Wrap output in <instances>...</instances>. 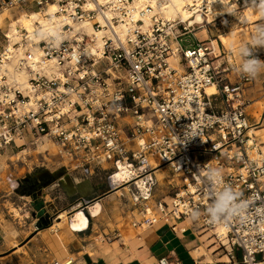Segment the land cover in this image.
<instances>
[{
  "label": "built area",
  "instance_id": "built-area-1",
  "mask_svg": "<svg viewBox=\"0 0 264 264\" xmlns=\"http://www.w3.org/2000/svg\"><path fill=\"white\" fill-rule=\"evenodd\" d=\"M152 1L158 8L168 4L167 0H146L142 17L155 11ZM133 2L0 0V9L16 14L44 11L50 3H57V14L68 21L61 28V38L47 35L38 42L21 29L23 38L14 46L24 49L20 67L27 73L26 87L8 77L11 70L7 65L13 57L6 52L9 36L3 34L0 151L18 147V142L25 146L30 140L36 145L47 138L57 144L62 157L75 161L76 169L83 168L85 174H89L90 164H110L105 177L110 192L118 189L112 179L118 163L125 161L136 173L128 185L140 204L152 198L158 185L157 173L170 168L178 178L171 206L167 209L158 203L161 216H145L133 223L142 230L161 221L170 224L189 219L191 211L197 209L200 218L196 221L215 229L219 224L210 222L206 213L211 188L200 169L220 168L223 175L218 190L231 186L240 193V200L247 202V208L243 219L221 223L227 244L215 236L226 250L228 264H264V157L257 156L262 151L256 139L249 144V131L261 124L251 125L244 105L237 103L242 88L254 80L239 74L238 84L227 83L222 73L237 67L214 65L217 57L212 39L201 42L196 36L197 30L208 31L211 23L219 27L227 15H216L212 2L236 5L235 11L259 0H190L188 10L193 20L202 14L201 23L164 20L158 11L151 16L147 30L142 28V18L134 19ZM98 15L104 21L98 20ZM88 20L96 30L109 32L103 37L102 50L92 56L85 53L86 33L72 34V24ZM119 24L125 26V40L112 34ZM189 34L196 38L195 43L183 42L182 37ZM35 35L40 32L36 30ZM33 48L38 50L37 57ZM256 55L264 60V52L256 51ZM173 58L180 60L179 68L171 65ZM211 85L217 92L208 95L206 88ZM217 97L222 107L217 106ZM130 116L134 118L132 124L122 125V120ZM140 138L145 141L137 147L133 143L137 145ZM11 193L6 197L13 198ZM94 200L78 205L87 209ZM28 206L31 214L30 203ZM172 226L175 230L176 225ZM40 229L37 224L36 230Z\"/></svg>",
  "mask_w": 264,
  "mask_h": 264
},
{
  "label": "crops",
  "instance_id": "crops-1",
  "mask_svg": "<svg viewBox=\"0 0 264 264\" xmlns=\"http://www.w3.org/2000/svg\"><path fill=\"white\" fill-rule=\"evenodd\" d=\"M208 34L206 39L214 37L213 35L209 37ZM222 52L223 55L225 54V51L222 50L221 56L215 59L214 65L223 64V68L226 69L229 66L235 68L241 63V59L235 53L234 55L232 53L223 56ZM221 76L233 86L239 83V74L234 69L223 72ZM240 94L241 99L237 103L244 105L250 124L260 123L262 126L255 130L259 131L256 143L258 141L257 144H260L262 151L264 140V75L255 79L251 84L245 85ZM220 99L217 97L218 107L223 106ZM260 113L261 115H259ZM133 121L134 118L131 116L124 118L122 125L132 124ZM133 144L136 146V143ZM108 165L110 167V164ZM161 171L166 178L172 172L168 167L161 169ZM93 173L95 172L93 171ZM95 176L91 175V178H86L91 184L90 186L85 185L83 189L90 191L94 187L95 194L101 196L99 200L103 206L100 216L102 222H98L94 228V218H91V226L88 231L76 233L73 237L68 236V243L66 242L67 245H65L69 246V252L60 249L61 243L55 239L52 233L48 234V229L36 230L39 221L32 214L31 218L25 215L23 220L16 218L11 220V216L7 220L6 217L9 216L7 203H11L12 198L6 197L8 192L1 190L0 220L7 223L9 229L16 231L17 235L6 239L0 234V255L8 247L12 249L8 256L0 257V264H4L7 260H16V264H51V262L52 264L55 262L61 264V261L67 259L68 255L74 257L73 264H166L165 261L161 263L162 259H166L168 264H228L226 250L216 238L213 229L203 227L200 222L191 218L173 220L170 224L161 221L147 230L133 227V223L139 222L146 216L148 206L159 216H161V212L158 209V203L164 204L167 209L170 208L172 196L166 190L168 182L166 178L165 181L167 182L162 185L158 180L152 198L143 203L144 207L143 204L138 206L140 203L136 202L133 203V206L128 204L126 206L113 205L112 207L110 204L113 202L115 194L106 189L108 186L104 187L100 181L101 178H95ZM78 180L81 183L84 182L85 178ZM40 197L45 201L46 210L53 218V207L58 200V195L53 193L52 189H45ZM174 224L176 225L175 230L172 229ZM38 225L40 226V223ZM13 241H17L18 246H9V243ZM195 251H198L200 256L195 257L193 255Z\"/></svg>",
  "mask_w": 264,
  "mask_h": 264
},
{
  "label": "bare ground",
  "instance_id": "bare-ground-1",
  "mask_svg": "<svg viewBox=\"0 0 264 264\" xmlns=\"http://www.w3.org/2000/svg\"><path fill=\"white\" fill-rule=\"evenodd\" d=\"M101 2L103 0H100ZM211 2L213 0H210ZM167 6L164 8H158L155 1L151 2V5L155 9L154 12L160 13V15L164 18V20L168 21H175L177 19H181L182 22H190V25H194V23H201L203 21V15L198 14L193 20L194 17H192V12L188 10L187 3H190V0H167ZM258 3H252L245 7L244 10H242L244 17L248 24H254L256 21L263 19L264 16L260 15L256 9L253 7V5ZM146 5V0H134V2L131 4V9L134 15V19H140L142 18L144 25L142 26L143 30H147L149 26L151 25V16L154 15L153 13H149L148 15L142 17L141 16V10ZM92 6V5H91ZM212 7L214 8V12L216 15L224 14V13H231L236 8V5L232 6H224L220 5L216 2H212ZM59 11V6L57 3H50L44 11H33L30 13H27L26 11H20V15H17V18L13 17V12L9 9H0V28L4 27L6 25L7 19H8V29L6 31V34L9 36V44L6 45V52H10L8 56H12L13 59L11 63L7 65L8 69L11 70L8 74V77L10 80H17L18 82L22 83V86L26 87L27 82V73L25 69H22L20 65L23 64L21 61L24 55V49L15 47V43H19L22 40V33L21 29H25L28 33H30V37L35 40V42L40 41L41 35L37 36L35 35V31L38 30L41 33L45 32H51L53 35H56L61 38L60 32L62 26L67 23L68 21L63 17V15H58L57 12ZM12 12V13H11ZM50 16V17H49ZM110 17V15H108ZM98 20L104 21V18L101 15L97 16ZM69 23H71L69 21ZM72 24V23H71ZM74 27L72 34H76L77 32H85L88 36V47L86 49V55L92 56L96 53H98L99 50H102L104 40L103 37L106 34H109L106 30H96L93 27V22L88 20L83 24H72ZM118 34L122 40H125V26L124 24H119L114 26V31H112V34L115 35ZM229 33H223L218 35L219 41L227 47L233 48V43L230 39ZM111 36V35H108ZM208 40V39H207ZM210 40V39H209ZM208 40V41H209ZM212 44L214 46V54L216 57L221 56V50L219 48V42L216 39L211 40ZM32 52L37 57L38 50L36 48H33ZM178 64H180V60L178 58H173L171 60V65L174 67H180ZM24 68V67H23ZM217 90L214 85L208 86L206 88V93L208 95L216 94ZM259 134V131H255L251 129L249 131V135L252 136L250 143L252 144L255 139H257V135ZM45 142H37L39 147L44 148L45 151L48 150L47 142L49 139L43 138ZM145 139H138L137 140V147L139 144H143ZM262 152L259 155L257 153L258 157H264V140L262 142ZM259 146V145H258ZM20 153L25 154L26 150L23 149ZM102 159H104L102 157ZM105 165L106 162H103ZM76 164H73V169L75 170L77 167H75ZM106 166V165H105ZM118 171L116 170L114 177H113V185L118 188L113 192V194H116V196L125 194L130 198V200L135 203L136 198L138 195H134L133 193H130L129 185L128 183L133 180V177L136 175L135 171L132 169L131 166L128 165L127 162H120L118 163ZM158 180H162L165 177L162 171L158 172ZM264 180V178H263ZM76 182H79L78 178H75ZM175 186L178 184V181H170ZM142 187V185H139ZM103 210L102 203L99 199L94 200L92 203L88 204L87 209L81 208V205L75 204L74 208L71 212H68L67 210L61 211L57 213V218L54 222V224L48 229L49 232H54V237L57 238V241L61 243L60 249L67 252V246L65 245L63 241V237L60 233V230L66 229L67 233L69 234H76V233H82L86 232L90 229L91 222L90 219L94 218L97 219L101 216ZM14 215L16 217L20 216L18 210L15 208L13 209ZM155 212L152 210L150 206L146 209V216H155ZM10 227L7 225V223H4L2 220H0V234L6 239H9V237H15L17 235L16 231L9 229ZM214 234L217 235L224 244H227V238H226V230L223 227V225L219 224L216 226L215 229H213ZM193 255L195 257L200 256V253L198 251L193 252ZM229 261V258L227 259ZM71 261H65L63 264H70Z\"/></svg>",
  "mask_w": 264,
  "mask_h": 264
},
{
  "label": "rangeland",
  "instance_id": "rangeland-1",
  "mask_svg": "<svg viewBox=\"0 0 264 264\" xmlns=\"http://www.w3.org/2000/svg\"><path fill=\"white\" fill-rule=\"evenodd\" d=\"M12 14L14 18H17V16L15 15L16 14L15 12H13ZM17 15H20V14H17ZM8 22L9 21L7 19L6 25L0 29V50L6 44L3 34L6 33L8 29ZM260 23H264V18L256 21L254 24H248L244 17L242 9H238V10H235L227 14L224 17V20L222 21L219 27H217L214 23H211L208 25V32L207 31L205 32L204 30H197L196 33H198V35L196 36L201 42H206L209 39H212V40L217 39L219 42L220 50L225 51L224 55L222 52L223 56L228 55V54L231 55L232 53L234 55L235 53L234 46L238 48L241 44H249L252 42L253 36L256 31V26L257 24H260ZM206 33L207 34L209 33L208 34V36L210 35L209 37H211L212 35L214 37L209 38L207 40ZM223 33L230 34L229 36L233 43V48L224 46L219 41L218 35L223 34ZM182 39H183V42L186 41V43L196 42L195 40L196 38L192 34L183 36ZM263 49L264 48H259L257 51L263 52ZM259 115H261V113ZM261 127L262 126H259L257 129H260ZM41 141L45 142V140L43 139L40 140L39 142ZM27 142L28 144H26L25 146H20L21 142H18L19 144L18 147L12 146V148H8L7 150L0 151V191L5 190L6 192H12L11 193V196L13 197L12 201H14L15 203V204H12V202L7 203V208L9 212V216L6 217L7 220H9L10 216H11V220L14 218L23 220L25 218V215L31 218V214H30V210L28 206V204L31 202V198L22 196L20 192V187L18 186L19 183L23 182L24 179L28 177H33L36 175L40 177L43 175L47 177H50V176L59 177L60 174H70L73 177L81 179V178H91V175H94V176L96 175L95 178L99 177V179L101 178L103 181L106 182L105 177L108 173V169H107L109 168L108 163L105 164L106 166L103 163L101 165L100 164L98 165L90 164L89 166V168H91L90 172L89 174H85L83 168L82 169L79 168L76 170L73 169V164H77V163L75 161L70 160L69 157L67 156L62 157V155L59 153L60 148L52 140L46 141L48 145L47 151H45L44 148L39 147L38 143L36 145H32L30 140ZM259 148H260V144H259ZM23 149L26 150L25 154L20 153ZM93 171L95 173H93ZM166 180L168 182L165 181V178L162 180L159 179L161 185L167 182L166 190L169 192V195L172 196L173 191H174L173 187L175 185L171 184L170 181L172 180L178 181L177 175L173 172H170L169 177H167ZM106 186L107 185H104L105 188ZM106 189L109 191L108 188ZM113 192L111 193L113 194ZM54 193L58 195V200H56L55 202L56 208L53 211L54 217L48 224L43 225L44 229H49L54 224L57 218V213L64 211V210L71 212L75 206V204L74 205L72 204L73 202L71 200L67 199L66 196H64L60 188L57 189L56 187L54 189ZM130 193H132V191H130ZM114 196L115 197L113 199V202L110 204L112 207L113 205L114 206H119V205L126 206L128 204L133 206V201L130 200V198H128L127 195L122 194V195L116 196L115 194ZM93 199L94 198H89L87 201H91ZM82 205H84V203ZM139 205H142V204H138V206ZM143 207H144V204H143ZM15 208L18 210L20 214V216L18 217H16L14 213H12L13 209ZM100 221L102 222L101 217L94 219L93 227L95 228V225ZM119 227H121V225H119ZM51 233L55 235L54 232H49L48 234H51ZM60 233L63 237L62 239L65 244L66 242L68 243V239H67L68 236L73 237V235L74 236L76 235V234H70V233L68 234L65 228L60 230ZM17 244H18L17 241H13L12 243H9V246H13V245L16 246ZM11 251H12L11 247H8V249L3 251L0 257L8 256L11 253ZM67 251L68 252L70 251L69 246H67ZM72 260H74V257L68 255L67 259L61 261V264H63L65 261H72ZM16 262H17L16 260H7L4 264H16Z\"/></svg>",
  "mask_w": 264,
  "mask_h": 264
},
{
  "label": "clouds",
  "instance_id": "clouds-1",
  "mask_svg": "<svg viewBox=\"0 0 264 264\" xmlns=\"http://www.w3.org/2000/svg\"><path fill=\"white\" fill-rule=\"evenodd\" d=\"M253 7L260 15L264 16V0H259V3ZM40 35L47 36L53 35V33L45 32ZM259 48H264V23L257 24L251 43L241 44L238 48L234 46L235 53L241 59V63L236 68L238 74L251 80L264 75V60L259 59L256 55ZM200 171L211 188L209 192L211 203L206 209L210 222L221 224L237 217L243 219L247 202L240 200V193L231 186H224L218 190V185L222 182V169L209 166L206 169H200ZM190 217L193 220H198L200 211L192 210Z\"/></svg>",
  "mask_w": 264,
  "mask_h": 264
},
{
  "label": "flooded vegetation",
  "instance_id": "flooded-vegetation-1",
  "mask_svg": "<svg viewBox=\"0 0 264 264\" xmlns=\"http://www.w3.org/2000/svg\"><path fill=\"white\" fill-rule=\"evenodd\" d=\"M71 178L75 183H78V184H82L83 182H76L75 181V178L76 177H73L72 175L70 174H60L59 177H53V176H50V177H47L45 175L43 176H33V177H28L26 179H24L23 182L19 183L18 186L20 187V192L22 194V196H26V197H29L31 198L32 194L37 192L38 194H42V192L45 190V189H52L53 190V193H54V189L57 187L60 188V190H62L64 196H66L67 199L71 200L74 204H77L79 202H82L83 199L80 197V194L77 192V193H70V190H64L63 189V186H68L67 185V178ZM89 179H86L84 180L87 181ZM106 180V179H105ZM104 185H106V182L103 181V180H100ZM52 187V188H51ZM84 192V191H83ZM87 193L89 194H95V188L93 187L92 189H90V191H87ZM92 198V197H90ZM88 200V199H87ZM56 208V205L55 207H53V209ZM33 213V209L31 211V214ZM52 220L51 216H50V213L47 212V216L45 217V220H38L39 223H42V225L44 224H48L50 221ZM38 223V224H39Z\"/></svg>",
  "mask_w": 264,
  "mask_h": 264
},
{
  "label": "water",
  "instance_id": "water-1",
  "mask_svg": "<svg viewBox=\"0 0 264 264\" xmlns=\"http://www.w3.org/2000/svg\"><path fill=\"white\" fill-rule=\"evenodd\" d=\"M90 181L87 180L85 182H83L82 184H78L75 183L70 177L67 178V187L63 186L64 190H70V193H79L80 197L83 200H87L90 197L94 198L95 200L100 199V195H96V194H89L87 193L86 190L83 189V187L86 186H90ZM84 191V192H83ZM30 205L33 209V213L32 216L34 218H37L38 220H45V217L47 216V210H46V206H45V201L40 197V195L35 192L32 194L31 196V202Z\"/></svg>",
  "mask_w": 264,
  "mask_h": 264
},
{
  "label": "trees",
  "instance_id": "trees-1",
  "mask_svg": "<svg viewBox=\"0 0 264 264\" xmlns=\"http://www.w3.org/2000/svg\"><path fill=\"white\" fill-rule=\"evenodd\" d=\"M40 226H41V229H44V227H43L42 223H40ZM46 227H47V226H46ZM46 227H45V228H46Z\"/></svg>",
  "mask_w": 264,
  "mask_h": 264
}]
</instances>
